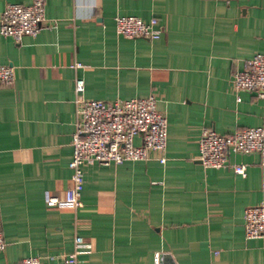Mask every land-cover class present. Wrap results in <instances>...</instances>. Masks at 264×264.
<instances>
[{
	"label": "crops",
	"instance_id": "obj_1",
	"mask_svg": "<svg viewBox=\"0 0 264 264\" xmlns=\"http://www.w3.org/2000/svg\"><path fill=\"white\" fill-rule=\"evenodd\" d=\"M29 1L0 0V15ZM44 9L35 36L0 34V65L14 72L0 84V264H153L156 252L160 264H264V239L243 227L245 208L264 203L259 154L230 156L245 177L196 159L203 129L264 127V100L231 85L264 52V0H44ZM117 15L156 18L162 33L125 38ZM75 78L80 99L153 95L166 146L148 160L85 166L81 206L46 207L70 184Z\"/></svg>",
	"mask_w": 264,
	"mask_h": 264
},
{
	"label": "built area",
	"instance_id": "obj_2",
	"mask_svg": "<svg viewBox=\"0 0 264 264\" xmlns=\"http://www.w3.org/2000/svg\"><path fill=\"white\" fill-rule=\"evenodd\" d=\"M47 23L44 0H30L28 4L9 3L0 15V34L19 42L25 36H35ZM115 31L125 38L156 40L162 33L158 20L143 21L136 16L117 15ZM83 67L75 63L72 68ZM13 68L0 65V84L11 86ZM234 92L246 91L264 100V52L256 53L244 63V68L231 76ZM84 90L81 78L74 80L76 95V119L71 135L72 156L68 163L70 184L60 200L48 197L46 207L58 204L73 208L81 206L80 193L83 185V168L99 164L118 165L125 161L150 159V152H163L166 146L167 119L157 110L156 98L101 100L77 98ZM239 100V98H237ZM139 138V143L134 142ZM257 153L264 165V127H248L232 134H219L203 129L198 140L196 159L204 168L230 169L241 177L246 175V164L230 161L231 155ZM161 163L165 158L159 157ZM246 239H264V203L247 206L243 213ZM75 249L83 246L81 237L74 238ZM5 246L0 218V252ZM17 264H40L38 257H26ZM153 264H160V254L153 256Z\"/></svg>",
	"mask_w": 264,
	"mask_h": 264
}]
</instances>
